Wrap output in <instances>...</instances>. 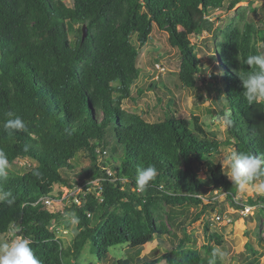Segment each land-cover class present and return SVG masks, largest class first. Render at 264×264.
<instances>
[{
    "label": "trees",
    "instance_id": "trees-1",
    "mask_svg": "<svg viewBox=\"0 0 264 264\" xmlns=\"http://www.w3.org/2000/svg\"><path fill=\"white\" fill-rule=\"evenodd\" d=\"M241 1L73 0L69 6L64 0H0V149L9 161L0 192L15 197L11 205L0 203V236L19 228L14 236L30 240L41 264H82L79 257L89 241L103 261L112 246L127 244L132 252L180 231L179 243L159 258L146 260L137 251L121 264H223L212 255L223 246V235L205 225L204 256L188 225L219 203L213 200L215 191L228 192L231 200L237 192L218 160L222 146H229V153L264 159V101L249 105L240 78V73L255 70L245 60L264 45V23L239 12L220 39H214V68L205 65L191 36L210 30L204 22L211 15L232 10ZM73 23L81 25L75 42L70 36ZM155 25L168 32L180 53L184 87L197 88L196 75L209 68L211 78L202 86L208 96L215 93L219 114H229L226 141L211 137L199 116L192 125L175 116L174 99L164 119L156 122L123 106L144 71L140 50ZM150 88L160 90L156 82ZM9 112L24 121L25 130H5ZM82 152L93 173L72 164ZM21 159L32 163L16 169ZM150 165L156 176L140 191L137 169ZM203 166L205 178L200 175ZM76 187L82 188L79 202L70 195L66 211L74 212L79 223L72 244L65 247L52 228L64 212L53 211L45 200H60L65 188L71 192ZM200 206L203 211L193 215L191 208ZM247 246L258 253L252 243Z\"/></svg>",
    "mask_w": 264,
    "mask_h": 264
},
{
    "label": "rangeland",
    "instance_id": "rangeland-1",
    "mask_svg": "<svg viewBox=\"0 0 264 264\" xmlns=\"http://www.w3.org/2000/svg\"><path fill=\"white\" fill-rule=\"evenodd\" d=\"M64 1L69 6L73 4V0ZM262 7H264V0H242L232 10H218L208 18L212 23L210 30H205L200 35L191 36L192 44L195 45L198 55L205 61V65L211 63V68L215 67L216 62L212 54L214 39H220L222 32L234 18L239 16V12H243L247 20L252 19L256 23L262 24L264 23ZM78 27H81L79 23L70 25V36L73 42L79 36ZM133 39L136 41L135 37ZM260 51H264L263 47H260ZM139 64L144 71L132 87V97L124 100L125 109L142 114L149 122H156L164 119L168 109L167 104L170 99H174L176 105L172 107L175 116L186 119L190 125L193 123V117L199 116L211 137L222 142L228 139L226 122L222 119L219 108L214 102L215 93L213 92L208 96L202 86L204 81L211 78L209 68L205 75H196L197 88L188 89L184 87L179 80L180 53L177 48L170 44L168 32L156 25L154 26L151 38L140 50ZM151 82H156L160 86V90L151 89ZM200 94L203 95V98ZM220 149L218 160L229 153L230 147L222 146ZM29 163H32L29 159H21L16 165V169H23V166ZM72 164L76 166L78 171L94 172V166L84 152L73 159ZM200 175L204 178L208 175L206 166L200 169ZM81 190V187H76L71 192L77 195ZM64 192V197L50 207L53 211L65 213L67 212L66 207H70L71 192L68 188H65ZM234 196L236 200L220 198L219 203L205 209L201 219L189 224L188 229L193 237H197V247L204 256H207L206 251L202 248L205 243L204 227L209 225L212 231H216L224 237L223 246L216 247V249L219 248L226 253L222 258L223 264H264V201L261 199L264 192L257 191V187L249 186L245 193L238 194L236 192ZM251 199L256 202L250 203ZM205 202H209L208 199H205ZM241 202L254 205L256 208L252 210L250 215L243 216L239 213ZM191 210L194 215L197 211H203V208L200 206L198 209L191 208ZM217 215L224 216V220H217ZM229 218L232 219L231 222L228 221ZM76 226L77 224L75 226L69 224L64 217L52 223V228L55 229L57 236L62 239L65 247L72 244L77 232ZM15 232L14 229L9 235L0 236V238L15 239ZM181 236L182 232L175 231V235L162 237L161 239L164 241L156 238L142 248L133 249L132 252L128 249L127 244H118L110 247V257L103 261L94 252L92 241H89L79 257V262L82 264H121L120 261L128 259L129 256H134L137 251L140 252V257L153 260L159 258L172 246L177 245ZM248 243H252L258 253L253 254L247 248ZM132 262V264L144 263L142 261ZM155 264L168 263L166 260H161Z\"/></svg>",
    "mask_w": 264,
    "mask_h": 264
},
{
    "label": "clouds",
    "instance_id": "clouds-1",
    "mask_svg": "<svg viewBox=\"0 0 264 264\" xmlns=\"http://www.w3.org/2000/svg\"><path fill=\"white\" fill-rule=\"evenodd\" d=\"M258 47H264L260 45ZM245 63L255 70L249 74L242 75L243 96L249 105L256 102L264 101V51L257 54L248 55ZM9 118L4 124L5 130L12 134L15 131L25 130V123L19 116H14L9 112ZM222 119L230 124L229 114H225ZM223 173L231 180L238 194H243L248 190L249 185L253 181H260L257 185V191L264 192V159L257 155L247 152L232 151L226 153L220 160ZM9 169V161L7 154L0 149V180L7 178ZM157 170L155 166H147L137 169L136 185L140 191H144L149 183L155 178ZM15 202L12 192H0V203ZM65 220L75 226L79 223V219L74 212H65ZM19 231V228L15 229ZM30 240L21 236L15 239L0 238V264H41V261L34 254L30 246ZM213 256L222 259L226 253L219 248L213 249Z\"/></svg>",
    "mask_w": 264,
    "mask_h": 264
},
{
    "label": "built area",
    "instance_id": "built-area-1",
    "mask_svg": "<svg viewBox=\"0 0 264 264\" xmlns=\"http://www.w3.org/2000/svg\"><path fill=\"white\" fill-rule=\"evenodd\" d=\"M110 173V171H108ZM82 189V188H81ZM228 192H219V191H215L214 192V197H213V200H220V198H227L229 195ZM70 195H73L75 197V200L77 202H79V199L77 198V195L73 192L70 193ZM233 199L236 200V197L233 196ZM61 200V199H60ZM46 204L51 207L54 205V203L58 202L59 200H56V199H50V198H47L46 200ZM241 207L239 209V213L243 216H248L252 213V210H254L256 207L254 205H249L248 203H243L241 202L240 203ZM216 219L217 220H224V216L222 217V215H217L216 216ZM228 221H232L231 218L228 219Z\"/></svg>",
    "mask_w": 264,
    "mask_h": 264
},
{
    "label": "water",
    "instance_id": "water-1",
    "mask_svg": "<svg viewBox=\"0 0 264 264\" xmlns=\"http://www.w3.org/2000/svg\"><path fill=\"white\" fill-rule=\"evenodd\" d=\"M204 25L211 27L212 23H211L210 20H207V21L204 22ZM87 36H88L87 27H86V25H84L83 26V39H85Z\"/></svg>",
    "mask_w": 264,
    "mask_h": 264
}]
</instances>
